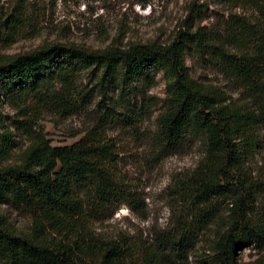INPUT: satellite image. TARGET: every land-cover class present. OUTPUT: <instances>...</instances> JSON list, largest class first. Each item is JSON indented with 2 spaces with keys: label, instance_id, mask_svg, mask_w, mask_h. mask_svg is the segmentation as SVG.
Masks as SVG:
<instances>
[{
  "label": "rangeland",
  "instance_id": "obj_1",
  "mask_svg": "<svg viewBox=\"0 0 264 264\" xmlns=\"http://www.w3.org/2000/svg\"><path fill=\"white\" fill-rule=\"evenodd\" d=\"M261 1L26 0L20 9L22 0H2L0 55H24L55 44L87 50L104 49L112 42L117 48L165 44L184 30L185 23L221 34L234 19L256 25V5ZM191 9L198 12L191 14ZM17 14L21 23L14 26L12 16ZM185 64L194 79L224 92L234 106L256 113L255 143H239L241 173L253 196L248 202L250 220L264 221V97L231 77L219 60L192 47L187 48ZM100 77V70L92 68L64 87L46 76L49 94L41 84L33 88L25 82L0 83V133L8 129L12 134L13 157L34 134L42 133L53 147H65L96 131L112 153L106 166L119 200L101 203L90 185L77 187L90 231L102 240H125L136 252L149 249V264H214L213 247L228 228L233 205L224 197L199 205L191 188L189 178L203 158V140L187 136L175 153L160 152L156 118L166 95L161 72H150L129 86L119 77L101 85ZM55 93L66 97V108L49 102ZM0 216L18 232H30L28 216L12 206L0 203ZM161 236L184 238L183 249L168 246L154 257ZM234 264H264V246L237 251Z\"/></svg>",
  "mask_w": 264,
  "mask_h": 264
},
{
  "label": "trees",
  "instance_id": "obj_2",
  "mask_svg": "<svg viewBox=\"0 0 264 264\" xmlns=\"http://www.w3.org/2000/svg\"><path fill=\"white\" fill-rule=\"evenodd\" d=\"M256 13V25L234 19L215 35L185 23L184 30L165 44L117 48L112 42L98 50L55 44L24 55H0V83L25 82L36 88L51 76L68 87L79 72L96 68L101 85L119 77L123 86H129L150 72H161L166 95L156 118L160 152L175 153L187 136L203 140V158L189 181L199 205L220 197L232 201L228 228L217 237L213 259L214 264H234L237 251L253 244L264 246V221L250 220L248 202L253 196L241 173L239 145L255 143L259 120L256 113L234 106L224 92L194 79L185 57L192 47L219 60L231 77L264 97V0L256 5ZM12 18L14 26L20 25L19 14ZM41 88L50 93L47 86ZM1 98L0 88V108ZM49 102L62 109L68 105L60 93ZM19 124L25 128V123ZM12 146V134L6 129L0 133V203L26 214L31 226L28 234H22L0 216V264H149L153 257L149 249L136 252L125 240H102L89 229L77 187L90 185L101 203L119 200L106 166L112 153L96 131L65 147H53L42 133L34 134L16 157ZM158 243L154 257L168 246L180 251L184 238L161 236Z\"/></svg>",
  "mask_w": 264,
  "mask_h": 264
}]
</instances>
